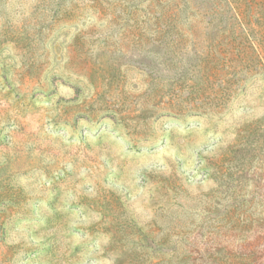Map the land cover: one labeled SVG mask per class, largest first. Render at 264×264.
<instances>
[{
    "label": "rangeland",
    "instance_id": "374dc122",
    "mask_svg": "<svg viewBox=\"0 0 264 264\" xmlns=\"http://www.w3.org/2000/svg\"><path fill=\"white\" fill-rule=\"evenodd\" d=\"M0 264H264V0H0Z\"/></svg>",
    "mask_w": 264,
    "mask_h": 264
}]
</instances>
